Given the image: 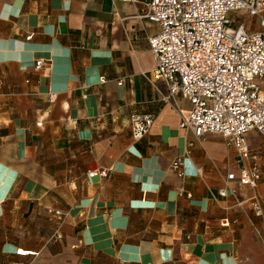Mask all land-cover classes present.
I'll return each instance as SVG.
<instances>
[{
	"label": "crops",
	"instance_id": "0c3cea01",
	"mask_svg": "<svg viewBox=\"0 0 264 264\" xmlns=\"http://www.w3.org/2000/svg\"><path fill=\"white\" fill-rule=\"evenodd\" d=\"M147 1L0 0V264H264L251 201L264 199V135L246 136L253 190L228 180L241 164L221 134L179 126L190 102L164 100ZM134 114L155 116L138 141Z\"/></svg>",
	"mask_w": 264,
	"mask_h": 264
},
{
	"label": "built area",
	"instance_id": "2783aa9c",
	"mask_svg": "<svg viewBox=\"0 0 264 264\" xmlns=\"http://www.w3.org/2000/svg\"><path fill=\"white\" fill-rule=\"evenodd\" d=\"M146 6L144 16L158 28L149 44L156 58L155 78L168 87L164 100L181 96L190 102L189 110H181L179 126L197 137L221 134L235 148L241 164L240 173H229L228 180L255 190L261 171L246 136L251 130L264 135V91L259 84L264 78V0H149ZM235 11L260 17L261 29L235 25ZM44 64L40 58L35 67ZM154 120V114H134L133 138H143ZM172 169L179 177L186 176L185 157L173 160ZM111 172L109 168L89 175L109 177ZM229 191L221 188L219 194L226 196ZM251 201L255 213L262 215L264 199L254 195ZM56 214L61 220L65 217L60 210Z\"/></svg>",
	"mask_w": 264,
	"mask_h": 264
}]
</instances>
